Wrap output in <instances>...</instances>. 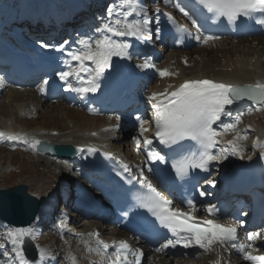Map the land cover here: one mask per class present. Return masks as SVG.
Masks as SVG:
<instances>
[{
	"label": "snow or ice",
	"instance_id": "6c2138e0",
	"mask_svg": "<svg viewBox=\"0 0 264 264\" xmlns=\"http://www.w3.org/2000/svg\"><path fill=\"white\" fill-rule=\"evenodd\" d=\"M163 2L168 5L171 0H163ZM196 2L208 13H211L214 18H226L230 23H235L241 17L253 18L256 14H261L256 19V23L264 25V0H196ZM154 11L157 14L160 13L158 4ZM180 11L191 21L194 27H197V35L194 39L204 43L218 39L216 36L200 34L197 21L190 12L184 8H180ZM107 15L108 20L96 29L97 32L101 33L99 38L80 37L75 41L80 47L75 50L66 51L64 44L59 46V51H66L70 60L76 62V66L73 67L65 61L68 70L58 73L60 80L66 84V90L80 94L96 92L99 88V78L111 67L113 56L122 59L132 58L129 52L131 44L126 39L118 40L115 37H132L141 42H151L152 21L149 17V11L140 3V0H121L119 5L110 6L107 9ZM167 15L170 16V14ZM137 16L140 18L137 19ZM178 29L181 33L191 35L186 25H179ZM159 31L157 27V39H159ZM67 43L66 41L65 44ZM42 46L49 47V45ZM88 61L94 65V68L88 66L86 63ZM137 67L149 68L155 67V65L151 63L149 58H145L143 63L138 64ZM82 74H86L87 79ZM160 75L167 76L170 73L167 70H162ZM73 76L80 81L81 86L76 87L69 82V78ZM47 83L44 81V85ZM0 87H3L2 79H0ZM40 90L43 92L45 89L41 87ZM245 97L255 101L260 106L257 111H264V83L261 82L246 86H233L208 79L186 80L173 91L153 92L148 97L153 109L155 135L161 145L174 150L182 148L184 141H193L198 146L196 151H190L172 164V168L178 177L183 179L195 169L207 171L212 161L226 159L229 154L241 155L243 149L239 146L238 141L246 139V137L239 134L237 125L241 122V116L244 113L238 111L234 123H223L221 117L232 116L228 106ZM251 111L249 109L248 114H251ZM136 119L139 121L140 135L143 136L148 131L144 126L146 121L140 116H137ZM217 122H221L220 127L224 133L234 132L236 134L232 140L227 141V146L221 148L218 153H214L212 150L217 147L218 137L221 135L213 128ZM3 139L29 144L32 148L41 143L39 140L31 139L20 133L0 132V140ZM135 139L137 147H139L141 141L139 138ZM143 143L151 145L153 140L145 137ZM260 146L264 148V144ZM78 151H83V149H78ZM147 155L150 161L166 162V156L161 151L153 149ZM261 155L264 156V152ZM241 158H243L242 155ZM139 171L138 183L142 188L147 189V194L136 198L137 206L147 209L155 217V221H158L159 225L167 229L174 237L173 239H166L156 251L176 248L177 245H181L185 249L195 245L208 251L213 244H218L221 247L228 245L242 252L245 260L252 261L253 264H264V255H252L246 250L252 247L251 243L247 245L235 243L238 238L237 225H224L214 220H206L203 224L195 222L193 213L198 209L192 200L187 201V207L190 209L188 212L173 207V201L156 190L151 181L144 176L143 169ZM207 183L211 184L212 181H207ZM200 195L203 196L205 193L201 192ZM205 211L209 215L215 216L217 209L214 205H209L206 206ZM182 233L185 235H181ZM89 235L95 236L97 240L96 247H89L88 251L108 259L109 264H140L143 253L139 249L131 250L126 241L113 242L112 245H109L99 239V233H89ZM259 236L260 232H250L247 234V239L254 242ZM26 239L35 241L37 239L36 232L31 228H20L7 233L5 240L10 243L11 250L9 251L7 245L0 247V256L6 258L5 264H36L35 260L30 261L25 256ZM110 247L116 249L114 258L108 255ZM36 248L39 264H46V262L55 260L52 252L39 245H36ZM129 256L135 259L130 261ZM70 259L71 264H76L75 257H70Z\"/></svg>",
	"mask_w": 264,
	"mask_h": 264
},
{
	"label": "rangeland",
	"instance_id": "374dc122",
	"mask_svg": "<svg viewBox=\"0 0 264 264\" xmlns=\"http://www.w3.org/2000/svg\"><path fill=\"white\" fill-rule=\"evenodd\" d=\"M66 1H68L70 6L74 9H79L82 7L83 3H86L92 7L101 6L100 8L103 7L102 11L106 7L108 9L112 2H116L117 4L121 2V0H0V6L2 2H11L13 9L12 11L14 14L24 16L25 14L35 13L37 15L50 17L56 12L62 11L63 6L66 7ZM102 11L100 12L102 13ZM103 13L106 15L107 10L106 13L104 11ZM76 36L79 38V35ZM93 39H95V37ZM186 53L190 57V63L182 67L180 75H178L179 79L181 77H190L196 73H199L200 56H205V58H208V60H210L214 66H218L217 68H225L224 65L227 68V66L234 61L246 59L249 65L251 64L250 62L259 64L261 69L264 71V37L242 38L238 40H214L202 47L192 48ZM175 56V53L167 52L165 53V57L162 59V61H160L165 63L166 58L171 59L175 58ZM249 56H252L255 59L253 60ZM182 58L186 60V58ZM69 59V57L64 59V65H66L65 61L69 62ZM188 60L189 59L187 58V61ZM89 62L90 61L86 63L88 65H92ZM75 66L76 65H74V67ZM245 68L246 67L244 66L243 69ZM250 68L251 66H249V69ZM161 71L162 68L160 72ZM160 72L159 75H157L148 86L149 88L147 91L149 93L147 92V97H149L153 92L159 93L165 87L169 85L171 86L179 80L172 74L170 77L161 76ZM3 77L4 78L1 79L4 82L5 87L4 89H0V132H4L6 124L12 122L11 118L13 117L16 119L14 125L17 127H23L26 125L28 128L27 131L33 129L44 131L55 129L66 132L72 128H75L76 125L78 126L87 121L91 122L88 127L91 130H99L100 128L102 130L104 128V130H107L109 127L115 128L124 123V121L121 119L122 117L118 116L117 114L95 115L89 111H86L85 109H82L78 103L71 102V100H65L66 102H64L62 98H57L55 100L44 102L40 97H38L40 95L37 94L35 90V84L15 85L12 83L10 77ZM23 95L26 98H22ZM25 102H29L32 107L36 108V113L32 114V118L19 117L20 111L18 107L19 105H23ZM243 113L244 115L241 116V122L237 125V131L241 136L246 137V139L238 141L239 146L243 149L241 155L244 158L252 157L264 150V148L260 146L264 144V111H257V109H254L251 111V114H248V111ZM70 121H75L76 125L73 127L69 124ZM133 134L135 135V138L140 139V129L133 132ZM235 134L236 133L234 132L225 133V138H223L224 141L226 142L232 140ZM126 140H128V137L122 143L117 144L119 151L126 152L130 155V159L135 164H139L141 161L139 147H137L136 142L131 145ZM8 141V139L0 140V186L8 188L19 183L28 184V187L30 186L28 188L29 192L38 198H42L46 195L52 194V192L56 193L55 189L58 186L60 187L61 195H63L65 191H68L66 189L69 188V185L73 179H75L74 182L80 181L79 178L77 179L75 177L73 179L69 177L71 179L70 180L67 175L69 174L67 169L65 167L63 168V166L59 163H55L52 161V159L46 158L41 154L36 155L30 150H22L20 147H10L7 144ZM241 155L229 154L225 160V163L237 157H241ZM58 171H60V173H58ZM64 187L66 188L64 189ZM62 212L63 210L61 208L59 213ZM74 217H76V219L78 218L75 213ZM73 224L74 226L81 224L79 230L81 231L80 233H83L89 229L88 226L98 223L91 219L84 218L80 222H74ZM103 226L106 227L107 224L103 223ZM106 228H109L106 235L110 238L115 233V230L111 229L110 227ZM14 229L20 228H14L12 226L7 228L5 227L4 222L0 221V240H2V246L8 244V241L5 240V237L7 236L8 232ZM258 232H260V236L254 242L251 241L252 247L248 248L249 250H260L264 248V231ZM36 234L37 239L34 241L35 244L45 245L46 242L51 238L53 239L52 242L57 244V235L54 233L46 231L44 233L42 232ZM56 246H58L57 248L59 249L58 251L60 252V257L57 259L55 264H69V255L68 257L66 256L68 253H70L68 252V247L63 245ZM208 253L210 255H215V251L210 249L208 251H196L195 254L193 253V255L189 257H184L183 255H178L175 257L164 254L162 255L160 252L158 253V251L153 250L148 254L144 264H169L170 261L172 262H170V264H178V262L182 264H193V259L199 258L200 254ZM242 257L243 256H241L239 251L234 250L231 254V257L227 256V259L223 264H248L243 261L244 259ZM219 259H221V257H219ZM209 260L211 261V259L208 258V261ZM5 261L6 258L0 256V264H5ZM223 261L224 260L222 259L221 262ZM199 264L203 263L199 262Z\"/></svg>",
	"mask_w": 264,
	"mask_h": 264
},
{
	"label": "bare ground",
	"instance_id": "6f19581e",
	"mask_svg": "<svg viewBox=\"0 0 264 264\" xmlns=\"http://www.w3.org/2000/svg\"><path fill=\"white\" fill-rule=\"evenodd\" d=\"M114 3H116V2H114ZM114 3L112 2V4H110V5L114 6V5H119L120 4V3L119 4H117V3L114 4ZM170 4H168L166 6H170ZM100 11H102V8H100ZM103 11H105V9ZM99 13H101V12H99ZM105 20L106 21L108 20V15L107 14L105 15L103 13V21H105ZM189 23H191L190 20H189ZM94 32L95 31H92L91 29H81L79 33H82V34L83 33H89V35L90 36L93 35L95 37V39L99 38L100 37L99 33L95 34ZM73 38H75V40L78 39L77 36H73ZM208 42H210V41H208ZM68 45H69V42H68ZM54 53H55V55L57 54L56 52H54ZM59 57H60V60H59L60 64L64 65V59L67 56L66 55H64V56L61 55ZM113 58L115 59V63L117 65H120V64L128 65V63L125 62V60L120 58V57L113 56ZM178 59H181L182 61H186L187 62V59L184 60L183 58H180L179 55H176L175 58L166 59L165 63H163L164 67L162 69L167 70V72L170 73V75H171L172 72L174 71V66H175L173 64L176 63ZM170 60H172L171 63L169 62ZM199 62H200V69L198 71L199 73H196L195 75L190 76L189 79L197 80V79H200L202 76H209V77H212L217 83H224V84H232V85H234V84H242V83L255 84L256 82L264 83V71L261 69L260 65L256 64V63H252V62H250L251 64L249 65V63H248V61L246 59L237 60V61L232 62L231 64H229L227 66V68L229 67L228 68L229 70L226 68L225 65H224L225 68H221V67L217 68L218 66H214V64L212 62H210V60H208V58H205V56H200L199 57ZM88 66L90 68H94L93 64L92 65H88ZM244 66L246 67L245 69H243ZM249 66H251L250 69H249ZM82 75H84V78L87 79V75L86 74H82ZM170 75H167V76L170 77ZM183 78H185V77H181L178 80V82L182 81ZM101 80H102V77H100L99 81H98L99 88L97 89L96 92H89L88 98H87L86 101H89L91 98H94L96 96V94L98 93V90H100L101 86H102V81ZM12 83L15 84V85H20V82L16 81V79H14L12 81ZM74 86H76V87L81 86L80 81H78L76 84H74ZM169 89H170L169 87H166L163 91L161 90L159 93H163V92H165V90H169ZM72 93L73 94L71 96V99L76 100L77 92L72 91ZM39 95H40V93H39ZM23 96H22V98H26L25 96L24 97ZM79 96L83 97L84 94H80ZM80 99H82V98L80 97ZM62 100L65 101V99H63V98H62ZM97 101H98V99H96V103H97ZM149 104H151V103H149ZM250 107L251 108H259L260 106L259 105H255L253 103L245 102V101H237L235 104H233L232 109L233 110L235 109V111H236L237 109L240 110L241 108H250ZM18 109L20 111L19 112V117H21V118H29V117L32 116V114L36 113V108L32 107V105L29 102H25L23 105H19ZM90 109L92 110V109H94V107L90 105ZM90 109L87 108L85 110L86 111H90ZM233 110H232V113L235 112ZM11 121L12 122L6 124V127L4 129L5 133H20V134H24V135L28 136L31 139L39 138V139L47 140V141H50V142H53V143H72V144H77V145H79L81 147H83V146H88L89 147L91 145L95 146V145H98V143L100 141H102V143L104 142V144L108 143V142L105 141V138H106V135L108 134L109 129L104 130L105 129L104 128L103 131H98L97 132L98 136H92L89 133L91 129L88 128L89 125L91 124V122H88V121L87 122H83L82 124H80L78 126L76 125L75 121H73V122L70 121L69 124L72 125L73 127H74V125H76V127L72 128V129H70L69 131H66V132L59 131V134H56V135H53L51 133H47L44 130H37V129H35V130L33 129V130H28L27 131L28 128L26 127V125L23 126V127H17V126L14 125V122L16 121V119L14 117L11 118ZM92 130H95V129H92ZM12 142L22 145L26 150H30L36 155L40 154V153L36 152L35 149L32 148L29 144H24V143L18 142V141H12ZM41 155H43L46 158L52 159V161H54L55 163L56 162L59 163L60 165L63 166V168L67 167V169L69 168L71 170H72V168H74L78 164V162H76V161H67V160H63V159L52 158V157H50L48 155H44V154H41ZM0 187H3V186H0ZM51 199H52L51 194L49 196L41 199V209H40L39 215L36 218L37 221H39L43 217L44 212H45V207L48 206L51 203ZM4 224L6 225V223H4ZM35 225H36V223H35ZM35 225L31 224V225H29L27 227H24V228H31V229L35 230V228H33ZM6 227L10 228L7 225H6ZM89 233H93V230L90 229V228L86 232L80 233L79 236H78V240L84 242L85 248H86L87 251H88L89 247H91V248H95L96 247V240H97V238L95 236H90ZM99 239L102 240L103 238L99 237ZM119 241H117V242H119ZM109 244L112 245L113 242H109ZM40 247L45 248L44 246H40ZM213 247H215L216 250H217L215 255H210L209 253L208 254H200L199 258L193 259V264H199V262H202L203 264H222L221 260L219 259V256H220V251H218L219 250V245L218 244H213L211 246L210 250H213ZM189 250H190L191 254L193 255V253L195 254L196 251L201 250V249L199 248V246H195L194 245L193 247L189 248ZM202 250H204V249H202ZM185 251L186 250H184L183 253H185ZM160 252H161L162 255L166 254V253H164L162 251H160ZM90 254H91V257L94 259V256H95L96 253L95 252H90ZM191 254L190 255L181 254V255H183L184 257H189V256H191ZM70 257H75V259H76V255L74 254V252L69 253V259H70ZM208 258L211 259V261L210 260L208 261ZM100 259L103 261L106 258H103L100 255ZM170 262H169V264H170ZM223 263H225V260L223 261ZM76 264H77V259H76ZM178 264H182V263L178 262Z\"/></svg>",
	"mask_w": 264,
	"mask_h": 264
},
{
	"label": "water",
	"instance_id": "95a60500",
	"mask_svg": "<svg viewBox=\"0 0 264 264\" xmlns=\"http://www.w3.org/2000/svg\"><path fill=\"white\" fill-rule=\"evenodd\" d=\"M242 100L251 99L245 97ZM33 139L41 142L35 147L38 152L56 158L75 160L82 152L78 151L80 147L71 143H53L39 138ZM40 205V200L29 192L27 184L19 183L8 188L0 187V220L13 227L31 225L39 214ZM24 248L25 254L30 259L36 258V250L32 241L26 239Z\"/></svg>",
	"mask_w": 264,
	"mask_h": 264
}]
</instances>
